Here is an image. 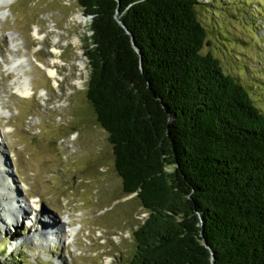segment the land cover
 <instances>
[{
  "label": "trees",
  "instance_id": "trees-1",
  "mask_svg": "<svg viewBox=\"0 0 264 264\" xmlns=\"http://www.w3.org/2000/svg\"><path fill=\"white\" fill-rule=\"evenodd\" d=\"M78 3L92 20L86 99L123 196L147 213L122 264H213L204 240L214 264H264L261 92L205 52L201 0Z\"/></svg>",
  "mask_w": 264,
  "mask_h": 264
},
{
  "label": "rangeland",
  "instance_id": "rangeland-1",
  "mask_svg": "<svg viewBox=\"0 0 264 264\" xmlns=\"http://www.w3.org/2000/svg\"><path fill=\"white\" fill-rule=\"evenodd\" d=\"M201 3L198 14L212 43L205 52L253 93L261 92L254 97L264 108V0ZM3 8L8 13L0 23V169L3 161L6 171L0 172V187L9 185L16 205L25 201L37 213L27 209L16 222L12 211L9 221H0V264H122L135 250L133 232L147 213L133 196H123L108 135L86 99L92 20L78 0H14ZM214 22L226 35L219 42L211 32ZM35 27L40 39L32 33ZM17 57L27 60L32 80L27 99L16 95V75L6 71ZM54 59L61 78L55 88L37 65L49 66ZM9 193L0 188V199ZM45 220L65 221L75 235L65 244L33 240Z\"/></svg>",
  "mask_w": 264,
  "mask_h": 264
},
{
  "label": "bare ground",
  "instance_id": "bare-ground-1",
  "mask_svg": "<svg viewBox=\"0 0 264 264\" xmlns=\"http://www.w3.org/2000/svg\"><path fill=\"white\" fill-rule=\"evenodd\" d=\"M14 0H0V10H2V12L0 13V23L6 19L7 13L8 11H6L3 7L8 6L9 4H11ZM33 35L37 38L40 39V33L37 27L33 28ZM16 38V35H10L9 39L11 42L14 41V39ZM75 41H77V38L75 39ZM16 44V43H15ZM12 44V45H15ZM58 44V41H53V45H54V53L57 54V49L55 48V46ZM16 46V45H15ZM15 48V47H14ZM61 61V60H60ZM57 60L54 59L51 61L49 66H45L41 63L37 64L41 69H43V71H45V73L47 74L48 78L52 81L53 87H58L59 86V82L61 81L60 76L58 75V71H57ZM79 66H83V63L80 62ZM28 69V64H27V60L25 59H18L17 58H11L10 59V64L6 65V71L10 72V73H14L16 75V80L14 83V90L16 95H18L21 98L27 99L30 96H32L33 94V89H32V85L31 82L32 80H30V77H28L26 75V71ZM78 81V80H77ZM77 84H79V82H77ZM41 96H44L45 91L42 90L39 93ZM3 110L2 108L0 109V115L2 116L3 114ZM5 115L3 116H8L10 114V112H5ZM0 155H3L0 152ZM0 158H2L0 156ZM2 160V159H0ZM5 165V164H4ZM3 165V161H1V169L0 172L2 171L3 174H5V168ZM2 188L4 191H10L9 194H5L3 197V200L0 199L2 205L0 204V221L5 223L7 221H9L12 217V211L17 214L15 218L16 222H18L24 214H26L27 209L31 210V213L36 212V208H34L33 206H31L29 203H25V201H20L19 205L17 199H15L16 195L14 197L11 198L10 195H13V191L12 188L8 185V186H4V184H2ZM5 198L7 199H11L10 203L8 202V205H4L3 201L5 200ZM45 215V214H44ZM49 221V220H48ZM40 226H42V230L43 231H36L31 237L33 238V240H37L42 238V240H46L50 241V242H54L56 239L60 240V241H64V244L66 242H69L70 238L75 235L76 230L71 229V227L65 222V221H51V222H40ZM44 223V224H43ZM46 241V242H47ZM59 241V242H60Z\"/></svg>",
  "mask_w": 264,
  "mask_h": 264
},
{
  "label": "water",
  "instance_id": "water-1",
  "mask_svg": "<svg viewBox=\"0 0 264 264\" xmlns=\"http://www.w3.org/2000/svg\"><path fill=\"white\" fill-rule=\"evenodd\" d=\"M115 19H117V22H118V23L124 28V30L126 31V33H128L127 28L123 25V23L120 21V19H118V17L115 18ZM128 35L131 36V41H132V44L134 45V39H133V36H132L130 33H128ZM135 49H136V48H135ZM201 226H202V229H203L204 225H203V220H202V219H201ZM203 243H204V246H205V247L210 251V253L212 254V262H213V264H214V254H213L212 250H211L210 247L208 246L206 240H204Z\"/></svg>",
  "mask_w": 264,
  "mask_h": 264
}]
</instances>
